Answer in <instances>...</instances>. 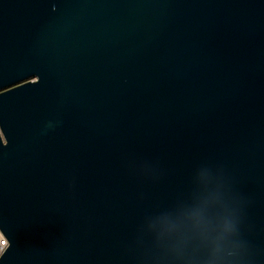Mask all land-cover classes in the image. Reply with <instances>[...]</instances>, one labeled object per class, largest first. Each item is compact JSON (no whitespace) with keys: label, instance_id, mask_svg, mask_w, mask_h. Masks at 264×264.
I'll return each mask as SVG.
<instances>
[{"label":"water","instance_id":"1","mask_svg":"<svg viewBox=\"0 0 264 264\" xmlns=\"http://www.w3.org/2000/svg\"><path fill=\"white\" fill-rule=\"evenodd\" d=\"M0 231V264H264V0H0Z\"/></svg>","mask_w":264,"mask_h":264},{"label":"clouds","instance_id":"2","mask_svg":"<svg viewBox=\"0 0 264 264\" xmlns=\"http://www.w3.org/2000/svg\"><path fill=\"white\" fill-rule=\"evenodd\" d=\"M222 231L224 234H232L236 231L235 223L225 222ZM237 245H232L228 248L222 247L217 241L211 242V249L208 257L206 258L205 264H228L230 258L236 255ZM178 255H182V250L178 252ZM189 259H193L189 257Z\"/></svg>","mask_w":264,"mask_h":264},{"label":"built area","instance_id":"3","mask_svg":"<svg viewBox=\"0 0 264 264\" xmlns=\"http://www.w3.org/2000/svg\"><path fill=\"white\" fill-rule=\"evenodd\" d=\"M7 246H8V241L0 231V255L3 253V251L6 249Z\"/></svg>","mask_w":264,"mask_h":264}]
</instances>
